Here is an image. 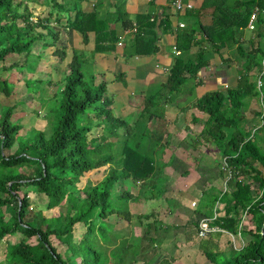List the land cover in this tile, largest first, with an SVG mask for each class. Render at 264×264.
<instances>
[{
    "label": "trees",
    "instance_id": "trees-1",
    "mask_svg": "<svg viewBox=\"0 0 264 264\" xmlns=\"http://www.w3.org/2000/svg\"><path fill=\"white\" fill-rule=\"evenodd\" d=\"M31 1L0 0V67L11 57L16 60L2 71L25 69L27 59L33 55V44L43 40L44 48H55L51 55L58 56L59 63L67 61L68 72L63 78L62 95L59 99L55 96L50 103L49 133L31 129L23 137L19 134L23 127L16 118L15 108L6 106L0 112V243L6 237H20L18 242L8 245L7 261L11 264H109L113 260L112 264H136L140 257L146 260L136 250L134 239H126L125 233L114 228L131 222L130 201L146 202L164 193L165 183L157 190V177L163 171V164L152 159L148 152H142L140 141L147 135L145 122L156 112L147 116L148 107L143 108L139 120L131 124L115 117L113 99L107 97V83L96 84L94 75L85 78L78 62L80 51H72L69 59L65 49L57 46L60 34L51 28L49 20L54 17L60 23L61 15L64 16L72 2L43 0L42 4L51 8V12L39 18L33 16L28 6ZM156 1L151 0V8ZM196 1L192 10L183 13L165 8L159 23L153 10L145 16L137 15L134 23L123 15L122 30L130 27L136 55L157 53V26L174 35L180 55L175 56L163 87L170 95L209 66L211 53L229 64L230 59L222 58L221 51L236 52V87L205 93L196 101L194 109L206 116L201 134L215 146L220 164L226 159L231 174L227 190L212 203L219 202L224 211L221 216L217 207V219L212 225L234 235L244 221L250 226L243 231L247 240L240 250H233L229 257L205 252V257L212 264H264V73L261 76L264 46L259 42L264 40V14L258 15L253 31L247 30L253 7L264 11V0ZM180 21L183 28L178 26ZM104 22L98 20L97 13L79 9L74 19L66 20L64 29L78 31L83 43L87 42L88 31H95V51L101 52L105 50L103 40L115 42L118 36ZM34 56L40 58L38 54ZM20 58H23L21 62ZM257 77L261 80L260 90ZM12 92L13 84L0 73V94L9 99ZM160 95L147 97L146 104L153 105ZM250 99L260 103V109L253 112L257 123L252 127L245 115ZM121 129L124 136L116 143L110 142L106 134L117 136ZM100 130L106 134L98 133ZM105 166L108 172L101 182L78 187L86 173ZM221 174L224 176V172ZM126 180L139 184L141 194L133 196L123 191L114 196L113 190L119 181ZM28 187L46 197L47 210L65 206V211L52 218L37 214L27 221L30 202L22 188ZM8 206L14 209V214L5 219L3 209ZM152 216L141 215L138 220L141 224L142 219ZM112 217L115 225L109 222ZM76 225L85 228L79 239L73 236ZM157 230L156 222L148 223L143 235L149 236ZM107 245H115L108 254ZM59 247L64 248L65 256ZM155 260L151 257L147 261L152 264ZM160 264L169 263L162 260Z\"/></svg>",
    "mask_w": 264,
    "mask_h": 264
},
{
    "label": "crops",
    "instance_id": "crops-1",
    "mask_svg": "<svg viewBox=\"0 0 264 264\" xmlns=\"http://www.w3.org/2000/svg\"><path fill=\"white\" fill-rule=\"evenodd\" d=\"M77 1L78 3L80 2L81 7L79 9L82 12L97 13V16L102 15L103 18H106L109 23L108 30H114L118 33L117 40L115 42H106V40H103L102 48L105 50L97 52L95 51V31L89 30L87 42L83 43V37L78 31L64 29L67 23L65 19H62L60 22L61 24H57L60 26L59 30H56L63 32L62 37H60V40L62 41L61 47L65 49L67 58L69 59H71L72 51L74 50L80 51L83 55L86 52L87 55H90L94 66H96V71H98V74L94 75L100 82L104 81L107 83V93H109V90H113L115 93L122 96V99L120 100L113 99L112 97L113 109L120 114L124 111L123 113L126 114H123V120L129 118L130 120L128 123H134L137 119L139 120L143 109L142 111L139 110L140 106L135 103H127L125 100V94L131 89L133 91L130 94L135 93L136 95L147 98L148 89L151 88V86L155 89V92L152 93L153 95L161 93L163 87L166 85L168 71L173 64L175 56H177L174 54V48H176V45L174 35L166 32L163 27L160 28L157 26V53L136 55L135 47L132 45L133 36L130 33V27L122 30L124 22L122 16H126L127 20L134 23L137 15L145 16L153 10L152 12L157 14V23H159L158 21L162 18L165 8H169L170 11L174 12L170 5V0H157L152 8L150 7L151 0ZM196 2L195 5L197 4ZM118 4L126 5V10L119 9L117 7ZM97 18L99 21H102L101 19H103L99 16ZM172 22H176V19L172 18ZM179 23L183 22L180 21ZM175 24L176 23H174V25ZM121 35H124L123 45L118 46V37ZM80 40L81 43H79ZM70 41L71 47L68 48L69 51H67L65 45H68ZM83 44L89 46L88 51L82 49ZM77 45L78 47H81L78 48ZM57 46L59 47V45ZM225 51L226 50H222L221 54H224ZM214 56H217L219 60H222L219 55L215 54ZM112 64H114L115 68L120 67L124 69L125 72L117 71V73L113 77L111 76L110 80L107 81L104 79V76L109 73ZM222 66V64L218 65L215 59L213 60V57H211L210 64L206 69H201L196 78H189L190 85L187 86V90H185L184 93L180 94V89L171 95L166 93V99L162 103V108H160L163 113L156 112V114H153L154 117L148 122H145L147 134L153 140L146 150L152 159L158 160V162L163 164V171L161 175L157 177V182H159V178L161 177L169 178L166 186L170 195H165L167 193L165 186L164 190L162 189L164 191L162 199L167 200L175 198L180 201V205L177 208L181 212L180 218L185 221L186 227H181L184 235L183 239L178 240L184 243V245H190L191 248L196 251V254L200 257H204L206 260L204 264H212L205 257V252L226 254L229 257L233 250H240L247 240V236L244 235L243 231L250 226L248 222L244 221L241 228H239L237 235L231 234L227 231L230 235L222 232H215L209 234L205 238H199L197 236L198 221L203 218H211L214 211L217 210V207L221 216L224 213L219 202L212 205L213 201L219 199V196L216 195L221 188L219 186V180L215 177H209L207 179V177L205 178V176L201 174L204 172L202 169H205L207 164L212 167L213 163L214 165L217 163H215L216 160L212 161L210 158L211 155H215L216 157L217 150L215 146L208 142L201 134L205 127L206 116L194 109L196 101L205 93L224 91L236 87V77L238 78L234 71L236 70V63L234 66H231L232 68L230 67L227 70L223 69L224 67ZM101 70L103 72H100ZM258 78L259 77H257V79ZM146 98L144 100H146ZM190 98L192 99L189 101ZM151 106L153 105L151 104ZM154 145L158 146L152 149ZM160 147H164V149L161 151L159 149ZM218 186L220 188H217ZM213 190H216L217 192H213ZM198 196H213L208 202L210 204H204L203 209L208 213L206 215L201 213L197 214L194 210L199 207ZM148 201L151 203L160 202L157 199ZM191 203H195V205L191 206ZM160 204L161 203H159L157 207H159ZM187 206H190V209L187 208ZM164 217L166 218V216ZM188 224L194 225L190 226Z\"/></svg>",
    "mask_w": 264,
    "mask_h": 264
},
{
    "label": "rangeland",
    "instance_id": "rangeland-1",
    "mask_svg": "<svg viewBox=\"0 0 264 264\" xmlns=\"http://www.w3.org/2000/svg\"><path fill=\"white\" fill-rule=\"evenodd\" d=\"M42 1L43 0L37 1V2H41V5L35 2L34 0L28 3L29 8H32V13L34 17L43 18L48 14V12H51V8L46 7L44 4H42ZM68 2H72V4L69 7H67V12L64 13V16L61 15V17L65 19V21L74 19L76 15V11H78L79 8L81 7L80 2L78 3V1L73 2V0H69ZM117 7L121 10H124V9L126 10V5L124 6L123 4H118ZM98 16L100 18H103L102 15H98ZM101 20L105 21L104 22L105 27L109 26L108 20L106 18H103ZM49 23L51 24L52 26L51 28L53 30L55 31L59 30L60 26L57 25V22L56 20H54V17H51V19L49 20ZM59 34H60V37H62L63 32L59 31ZM46 41H48V38L46 39ZM43 42H44L43 40H38L33 44L32 46L33 55H30L29 59H27V62L25 64V69L23 67L24 70L21 67H19V68H13L11 71H2V68L4 66L9 67L12 63L16 62V60L13 57H11L5 64H3L0 67L1 77L5 79L7 78L8 81L13 84L12 96L9 99H7L3 94H0V112L6 106H9V107L13 106L15 108L14 112L16 113V118L20 120V124L23 127L19 134L23 137H27L31 129H37V130L48 132L49 118L47 114L51 112V107H52L50 106V103H53L52 99L55 96H57V99H59L60 96L62 95L63 78H65V74H66L65 72L66 71L68 72V70L65 68L67 65V61L64 60L62 63H59V57L51 55L52 52L55 50V48H51V50L49 48H44L42 46ZM259 42L261 43L262 46H264V40H259ZM79 43H81V40L79 41ZM58 45L59 47L62 46L61 40L58 41ZM65 46L67 48V51H69L68 48L71 47V41L70 43H68V45H65ZM80 47L81 46H79L78 48ZM82 49L85 51H88L89 46L87 45L85 46V44H83ZM34 54L40 55L39 56L40 58H38L37 56H34ZM55 54L57 53L55 52ZM214 55L215 54L211 53V57H213V60L215 59L218 65L222 64L223 65L222 67H224L223 69L225 70L229 69L231 66H234L236 61H238V56L235 51L226 50L223 54V58L230 59L229 64L223 63V59L219 60L217 56H214ZM16 57H19V56H16ZM22 60L23 58L19 59L20 62ZM78 62H79L81 71L84 74L86 79H90L92 78V75L98 74V71H96V66H94L93 60L90 58V55H87V52L84 55L83 54L80 55V59L78 60ZM22 66L24 65L22 64ZM117 71L125 72L124 69L120 67L115 68L114 64H112L110 66L109 73L105 74L104 79L107 81L110 80L111 76L113 77L117 73ZM234 71H235V75L237 76V71L236 70ZM100 72H103V71L101 70ZM95 79H96L95 80L96 84L101 83L98 78H95ZM27 85H29V88ZM189 85H190V80L188 79L187 82L180 88V94L184 93V91L187 90V86ZM132 91L133 90L130 89L128 93L125 94L126 95L125 100L127 103L130 102V103H135L139 105L140 106L139 110L141 111L143 108L148 107L147 116H150V114H152L153 112L163 113V111L160 108H162L163 106L162 103L166 99L167 90H163L161 92V95L153 104L155 106L154 108L151 105L146 104L144 100L146 97L144 98L140 95H136L135 93L130 94ZM154 92H155V89L153 86H151V88L148 89V97H152L153 95L152 93ZM107 97L108 98L113 97V99H117V100L122 99V96L118 95L113 90H109V93H107ZM191 99L192 98H190L189 101ZM112 108H114L113 104H112ZM259 109H260V103L257 100L250 99L248 101L247 110L245 112V115L249 119L248 124L250 125V127L254 126L257 123V120L253 118V112L258 111ZM123 112L120 114L115 109H113L114 116L117 118L123 119V114H126ZM129 120H130L129 118L125 119V121L127 122H129ZM118 132L119 134L117 136L115 134L114 135L106 134L105 132H102V130H100L98 133L102 135L103 134L108 135L109 141L116 143L118 140H120V137H123L125 134L123 129L119 130ZM90 136L92 137L95 135H90ZM145 136L141 137V140H140L142 142L141 151L147 154L148 151L146 150L147 148L145 147L146 145L147 146L150 145L151 141L153 140L151 139L150 136H147V138H145ZM159 149L162 151L164 147H160ZM213 157H215V155L210 156L211 160L212 161L216 160L215 163L216 162L217 163L215 165L213 163L212 167L208 166V164L206 163L208 167L206 166L205 169H202V171L204 172H202L201 174L205 176V178L207 177V179L209 177H215L216 179L219 180V186L221 188L218 186L217 188H220L219 191L217 192L216 190H213V192L216 191L217 192L216 195L220 197L227 190V185H226V190H224V187H225L224 178L225 177L222 176L221 174V172L223 171L221 170L220 160L218 159V157L220 158V155H218V151L216 154L217 158L216 157L213 158ZM107 172H108V166H105V167L93 170L89 173H86L80 179L78 187L82 189L88 184L95 185L101 182L104 176L107 175ZM168 180L169 178L167 177H161L158 182L157 190L163 188V186L167 183ZM220 181L222 182V184ZM139 188H140L139 184L131 182L130 180L119 181L116 188L113 190V194L115 196L123 191H127L129 194L133 196H138L142 192ZM166 190H167L166 191L167 193L165 195L169 196L170 192L168 191L167 186H166ZM22 191L28 194L29 202H30L29 211L26 217L27 221L31 220L32 217H34L37 214H41V216L44 218H52V217H57L61 212L65 211V206H60L52 210H47L46 209V203H47L46 197L39 194L36 190L33 189V187L22 188ZM256 191L258 192V190ZM172 193H175V192H172ZM211 194H214V193H211ZM146 195L150 196V192H147ZM162 195L163 193H161V196L157 199L160 201L158 203H155V202L151 203L150 201L141 202V200L139 202L130 201V203L128 204H129L130 210L133 215L131 222L130 223H120L116 225L115 228L113 227L114 230L117 232L125 233L126 239L127 238L134 239V243L136 244V250L141 255L146 256L145 257L146 260L140 257L138 259L139 261H137L136 264H148L147 260L151 259V257H154V259H156L155 262H152V264H160L162 260H166L169 264H180V263L181 264H204L206 261L204 257L202 256L200 257L198 254H196V251L192 249L190 245H184V243L178 240V239H183V235H184L182 233L183 229L181 227H186L185 221L181 220L180 218L181 212L177 208L180 205L179 204L180 201L175 198L163 200ZM141 197H143V195H141ZM212 197L211 196H204V197L198 196L197 197L199 201V207L194 209L197 214L204 212L203 215H205V213H207L203 209L204 204H210L208 202L210 199H212ZM159 203H161L160 204L161 207L160 206L157 207ZM191 206H192V203H191ZM187 208L190 209V206H187ZM3 212H4L5 219H8L10 216L14 214V209L8 206L3 209ZM141 215H153L155 218H153L152 216V218L142 219L141 224H140L138 218ZM164 216H166V218ZM109 222L112 225H115L116 220L112 217V218H109ZM148 222L149 223L156 222L158 230H157V233L150 232L149 236H145L143 234H144V231L146 229V225L148 224ZM192 225L194 224H191L190 226ZM84 232H85V228L82 225H76L73 230V236L75 237V239H79L82 237ZM19 240H20V237L18 235H14V236L6 237L5 240H3L0 243V264H11L7 261L8 245L16 243ZM53 243L56 244L55 241H53ZM119 243L120 241L118 240L117 244ZM114 248H115V245H110V246L107 245L106 246V249L108 250L107 254ZM59 251L64 256L66 255L63 247H59ZM157 255L159 256L158 258H156ZM222 259L224 260L225 258H222ZM143 260L146 263L143 262ZM114 262L115 261L110 260L109 264H112ZM70 264H74V262H71Z\"/></svg>",
    "mask_w": 264,
    "mask_h": 264
},
{
    "label": "built area",
    "instance_id": "built-area-1",
    "mask_svg": "<svg viewBox=\"0 0 264 264\" xmlns=\"http://www.w3.org/2000/svg\"><path fill=\"white\" fill-rule=\"evenodd\" d=\"M195 2L196 0H171L170 1V5L173 8L174 12H180L183 13L185 12V10H192L195 6ZM262 13L264 14V11H261V9H259V7L255 6L253 7L251 13H250V17H249V21L247 24V30L249 31H253L255 29V23L258 20V15ZM178 26L180 28L184 27L183 23H179ZM131 33V30H130ZM123 39H124V35H121L118 37V46H122L123 44ZM174 54L176 55H180V51L176 50V48H174ZM263 64V69L261 72V76L264 73V61L262 62ZM257 88L260 90L261 88V80L260 77L257 79ZM221 170L224 172V180L225 183L223 181V183L225 184L224 190H226V185L228 180L231 177L230 172L228 171L227 165H226V159H223L221 162ZM195 203H192V206H194ZM217 219V213L216 211H214L213 216L211 218H203L200 221H198L197 224V236L199 238H205L207 237L209 234L211 233H215V232H222L225 234L230 235L227 231H224L223 229H221L218 226L212 225V223L214 221H216Z\"/></svg>",
    "mask_w": 264,
    "mask_h": 264
},
{
    "label": "clouds",
    "instance_id": "clouds-1",
    "mask_svg": "<svg viewBox=\"0 0 264 264\" xmlns=\"http://www.w3.org/2000/svg\"><path fill=\"white\" fill-rule=\"evenodd\" d=\"M177 50V49H176Z\"/></svg>",
    "mask_w": 264,
    "mask_h": 264
}]
</instances>
